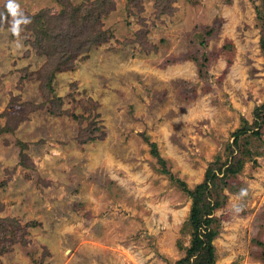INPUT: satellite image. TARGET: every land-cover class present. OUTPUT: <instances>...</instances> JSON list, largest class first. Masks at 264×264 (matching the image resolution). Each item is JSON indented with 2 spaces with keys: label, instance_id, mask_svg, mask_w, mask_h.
Segmentation results:
<instances>
[{
  "label": "rangeland",
  "instance_id": "rangeland-1",
  "mask_svg": "<svg viewBox=\"0 0 264 264\" xmlns=\"http://www.w3.org/2000/svg\"><path fill=\"white\" fill-rule=\"evenodd\" d=\"M62 2L95 0H0V264H184L175 179L239 162L213 264H264V0H108L104 36L55 69L24 19Z\"/></svg>",
  "mask_w": 264,
  "mask_h": 264
},
{
  "label": "trees",
  "instance_id": "trees-1",
  "mask_svg": "<svg viewBox=\"0 0 264 264\" xmlns=\"http://www.w3.org/2000/svg\"><path fill=\"white\" fill-rule=\"evenodd\" d=\"M60 1V0H58ZM101 1V3H99ZM108 0H95V2H84L80 4H70L68 7L63 5L58 13L48 15L44 10L33 14H28L24 22L34 24L35 37L32 42L35 43L39 49L42 48L47 53L50 63H54L55 69L65 67L70 69L73 59L81 52L82 49L88 48V45L94 42H99L101 37L104 36L103 31L98 32V39L93 32L98 29V19L107 11L104 8ZM102 4V5H100ZM44 12V13H43ZM31 22V23H30ZM84 29V30H83ZM82 41L85 43L84 47L80 45ZM79 44L78 46H76ZM243 131L234 135V144L236 145L239 140H243L246 135L241 134ZM262 128L258 127L253 133L249 134L261 136ZM246 139V138H245ZM247 149L244 148L240 152L242 161L246 158ZM244 152V154H243ZM243 154V156H242ZM242 163L230 169V176L222 174V178L215 172L216 167H210L206 173L202 183L197 184L194 188H189L187 184L180 180L175 179L179 186L191 198V207L189 216L186 220V225L190 227L191 232V245L187 249L188 256L182 261L184 264L189 263V257L199 254L201 251L207 255L206 260H202L200 264H213V244L212 240L216 236V229L211 226L216 217L213 213L216 208L222 205L225 198L218 199L215 197L216 180L222 181V187L225 188L229 185V179L239 173ZM168 172V171H166ZM218 183V182H217ZM228 184V185H227ZM224 196V195H223ZM226 196V195H225Z\"/></svg>",
  "mask_w": 264,
  "mask_h": 264
}]
</instances>
